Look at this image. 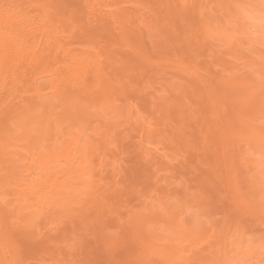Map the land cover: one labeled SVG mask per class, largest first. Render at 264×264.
Returning <instances> with one entry per match:
<instances>
[{
	"label": "bare ground",
	"instance_id": "1",
	"mask_svg": "<svg viewBox=\"0 0 264 264\" xmlns=\"http://www.w3.org/2000/svg\"><path fill=\"white\" fill-rule=\"evenodd\" d=\"M171 1L183 6L186 0ZM197 2L200 16L205 4ZM255 3L264 9V0ZM168 4L169 0H0V264L5 254L8 264H27L28 252L40 264H264V253L248 249L244 233L230 239L233 227L226 226L217 237L197 217L184 211L177 216V207H167L166 201L159 207L151 203L159 193L160 199L171 195L154 181L160 172L169 173L167 165L186 151L205 160L216 154L226 182L237 189L238 171L232 168L230 151L210 142L209 133L222 119L217 113L221 103L241 107L230 114L220 137L229 146L246 138L251 154L258 155L253 162L260 165L259 177H264V131L254 123H264V100L256 102L262 113L251 116L254 122L249 117L255 125H239L241 116L248 114L247 103L264 91V82L248 83L250 76L240 73L244 70L237 78L218 74V82L215 77L206 81L185 57L176 60L180 56L175 59L168 45L175 37L163 43L159 35L167 33ZM232 4L243 24L259 21L257 8H248L244 1ZM223 17H217L220 27L198 21L194 40L200 35L222 39L224 51L239 52L238 59L245 60L241 42L232 53L231 45L234 38L250 40V34L237 30L234 35L224 27ZM143 47L157 52L145 56ZM244 60L242 68L259 64L248 54ZM236 63L231 67L242 69ZM258 67L254 68L262 72ZM166 68L173 73L168 72L170 82ZM181 77L205 84L197 91L204 94L201 101L194 95L200 93L191 94L194 99L188 96V102L195 104L196 98L202 105L197 108L200 115L197 104L189 102L190 107L183 103L185 97L178 99L180 92L174 93L183 84ZM236 79L241 81L233 82ZM153 84L159 88L153 90ZM166 90L170 96H165ZM202 120L212 123L202 126ZM160 160L166 167L156 166ZM154 166L157 175L151 170ZM211 175L214 178L215 172ZM252 187L251 201L260 210L264 181L258 186L252 182ZM236 201L233 205L229 200V207L238 209V215L250 213L245 200ZM121 247L130 252L118 263L114 252Z\"/></svg>",
	"mask_w": 264,
	"mask_h": 264
},
{
	"label": "rangeland",
	"instance_id": "2",
	"mask_svg": "<svg viewBox=\"0 0 264 264\" xmlns=\"http://www.w3.org/2000/svg\"><path fill=\"white\" fill-rule=\"evenodd\" d=\"M197 1H199V0H186L183 3V6L182 5L180 6L179 4L175 5V3H174V5L171 4V3H173V1L169 0V4L166 6V9H168V14L166 16V19H167L166 20V27L168 28L166 30L167 33L166 34L161 33L162 34L161 35L158 32V34L160 35V39L163 41V43H166V42L168 43L169 38L171 36L175 37L174 43H172V44L168 43V45L170 47H172V51H171L172 56L175 59L180 56L179 59H176V60H180V61L183 57H185V58H183V60L186 63L190 64V66H192L196 70V73L200 74L201 77L203 78V80L205 79L206 81H209L212 79L214 81V77H215V79L217 77L218 78L220 77V75L218 76V74H221V76L226 75L228 77L231 76V77L237 78L238 75L241 76V74L243 73V77H245V75H248L250 77L256 76V78L254 77L252 79L247 76L248 80L246 79L247 77L244 78V80L246 79L248 81V83H249V80H250V82H255V83L257 82V85H258V81H259V85H260V82H262V81L264 82V76L261 77V75H263L262 72H264V70H262L264 68V66L262 65V64H264V62H263L264 61V55H263L264 54V45H263L264 41H263V43H262V41L260 43V39L264 38V20H263L264 17H262V19H260V17H259V15L260 16L264 15V9L260 5L255 3V0H236L238 2L239 1H241V2L244 1V3L246 2V5L248 8H253V7L257 8V11H255V13L258 15V16L257 15L256 16H257V18H259V21L262 23V25H261L260 22L257 20L254 24H248V22L246 24L245 23L243 24V22L238 20L237 16H235L236 13L234 11V6H232L233 1H235V0H221V2H218L216 0H204L205 5L202 7L203 10L201 9L202 13L200 16L196 13V8H197V3H198ZM214 1H216V2L214 3ZM219 3H220V5H219ZM258 8H260V9L258 10ZM225 14L227 17H223V15H225ZM207 16L209 18H206ZM218 16H219V19L221 17H223L224 27L231 29L233 31L234 35L237 34L236 33L237 30L238 31L240 30L241 32L244 31V32L249 33L251 36V39H250L251 41L250 40L242 41V40H238V39L234 38L232 41V45H231V47L233 46L234 49H233V47H232V49L230 48L231 49L230 52L231 53H232V51L234 52L235 47L237 48V45L240 46L242 44V46H240L241 48H243L242 52L244 53V50L246 49L245 51L247 52L249 59H256L257 63H259V64H260V62H262L261 66H260L261 68L258 67V65H259L258 64V65H253V67L251 69L252 64L248 63L250 66V68H249V66L247 65V62H244L243 66L247 65L248 67H245V68H247L248 70L247 69L245 70L244 67H243L244 68L243 69L241 66L243 63L242 61L244 59L241 60L242 57L238 59V57H240V56H238L236 54L239 52H237L235 55L232 53L234 55L233 56L232 54H228V52L224 51V48L226 46H225L224 41L222 39H211V38H209V39H207L208 40L207 41L206 37L204 35H200L197 39L194 40V36H192L194 34L193 30H194V27L198 24V21L203 20L204 22L209 23L210 25H212L214 27H216V26L220 27V23H219L220 20L218 22V18H217ZM198 18H199V20H198ZM261 20H263V21H261ZM257 23H259L260 25ZM254 25H256V26L259 25L260 27H256ZM196 27H198V26H196ZM209 40H210V42H209ZM207 42H209V43H207ZM239 42H241L240 45H239ZM217 45H218V48H217ZM150 48H152V47H143L142 48V52H144L145 56H147V54L149 55L151 53L154 54L155 52H157V49H155L153 51H149L148 49H150ZM212 48H213L214 52L212 51ZM239 49H238V51H239ZM244 54H246V53H244ZM244 54H242V56ZM247 54L244 55L245 60H246ZM235 56L237 59H235ZM244 56H243V58H244ZM236 62L237 63L239 62L238 64H240L242 62L241 65H239V67H238V68H242V69L237 71V67H234V68L231 67ZM188 64H187V66H188ZM255 66H256V68L258 67L259 69H261L262 72H259L260 70L257 71L256 68H254ZM167 67H169V66H167ZM231 68H232L233 72H232ZM242 70H244V71H242ZM171 71L172 70H169V69H167V71H165L167 73L165 75V78L169 82L172 81L169 78H172V76H173L172 75L173 73L172 74L170 73ZM240 71H242V72H240ZM249 71H252V72H249ZM168 72L172 76L169 75ZM254 72H256V73H254ZM256 74H259V75H256ZM243 77H242V79H243ZM178 80L181 84L182 83L183 84L180 86V88L178 86L174 90V93L177 94L178 92H180L178 94L181 97L178 98L179 97L178 96L177 98L180 99V101L187 100V101H183V103L188 102V100H189L188 96L191 97V99L192 98L194 99L195 96L193 97L191 94H194L197 91H200L199 88L202 87V86H198L201 84H200V81L196 80V79L192 80V79H187V78L185 79V78L181 77ZM216 81H217V79H216ZM240 81H239V79L238 80L236 79L235 81L233 80V82H240ZM179 82H178V85H180ZM191 82L194 83V85L190 84ZM155 85L156 84H153V86H152L153 90L156 88H159L158 84H157V87H155ZM192 85L198 86V87L193 88ZM204 85H203V87H204ZM190 86H192V87H190ZM260 86H262V85H260ZM203 89H201V90L204 92ZM163 91H164V89H163ZM185 91H186V93L190 92V93H188L190 95L187 94L186 95L187 97L185 95L182 96L181 93L185 94ZM170 93H171V91L170 92L167 91L165 93L166 94L165 96H167V95L170 96ZM197 93H200V92H197ZM200 94L199 95L194 94V95L200 96ZM201 95L202 96H200V97L196 96V98L199 101H201L202 98H204L203 97L204 94L202 93ZM175 96H177V95H175ZM255 96H253L252 102L247 103V105H249L248 108H244L246 111L248 110V114L246 113L247 116L244 115L245 117L241 116V120L239 122V125L242 122L248 126L250 125L251 127H252V125L256 124V126L258 125V127H257L258 129L256 128L257 130L262 129L264 131V128H263L264 123L261 122V119L257 118L258 120L255 119V122L251 119L252 115H253L252 117L255 118L256 115L261 114L262 113L261 111H263V110H260V108L262 106H261V104L260 105L258 104L259 103L258 101L264 100L263 99L264 98V91L262 90L260 93L255 94ZM184 97H185V99H183ZM261 97H262V99H261ZM173 98H175V97H173ZM186 98H188V99H186ZM196 98H195V104H197ZM181 99H183V100H181ZM189 102H191V100ZM189 102L186 103V104H188V106L195 105L192 102L191 103L193 105L192 104L189 105ZM256 102H258V103H256ZM174 103H175V101H174ZM174 103L172 102L171 106L174 107L175 106ZM199 105L202 106L200 103H199ZM199 105L197 104L196 107L194 106L196 108V109L194 108L196 110L195 112H197V113L199 112L198 115H200V108L198 109L199 111L197 110V108L200 107ZM257 105H259L257 107L258 109L256 108ZM230 106L231 107L226 108L225 105L223 103H221V106L218 107L217 113H218V115L219 114L222 115V119L218 118L217 127L213 126V130L210 126L209 130H212V132L209 133V135L211 136V138H210L211 143L215 144L216 142H218V143H216V144H219L217 147L218 149L223 148L224 151H227V150L230 151V152L228 151L229 153L228 152H226V153H228L230 158L233 159L230 161L233 163L232 168H234L236 172L238 171V176L236 177V179H237V182H239V184H236V185H238L237 189L234 190L232 187H230V183L226 182V180H227L226 175L227 174L224 171V169L220 168V163L218 162L217 157H215V156H217L216 154H212V159H210V157H207L209 159L205 160V158H203L204 156H201L202 159L201 158L198 159V158H196V156L194 154H191L190 152L186 151L184 154H181V156L175 157V159L172 160L167 165V167L169 169V173L160 172L158 174L159 169L161 167L162 168L166 167V164L162 165L161 163H159V162H161V160L158 162H155V163H159V164H156V166L159 169L156 166L151 168V170L153 171L154 174H156V175L158 174V177L155 179L154 182L157 185L166 186V190L171 192V195L164 198V199H160V197H162V193H159L157 196H155V199L151 200V203H154V205L159 207V204L162 200L166 201L167 207L168 206L177 207V210H178V212L176 213L177 216L179 215V213L184 211L187 213V215H189L188 217H191V216L197 217L198 221L201 224H205L206 230L210 234L213 233L217 237L221 236V234L224 231V229L226 228V226H228V227L231 226L233 228L231 229L230 239H232L234 237L240 238V236L244 233V238L246 241L245 244L248 246V249L253 247L254 249H258L259 252L264 253V215H263L264 214V206H262V208H260V210H261L260 211L258 206L253 203L254 201L253 202L251 201L252 198L250 196V192L254 188V187H252V182H253V185L255 184L258 186L260 182L264 181V177H263V181H262L261 177H259L260 176V172H259L260 165H258V166L254 165V162H253V157L256 158V156H258V155H252L253 151L252 150L250 151L251 145L249 142H247L246 138H245V140H239L238 142L234 141L233 144L231 142V146H229V144L227 145L224 138L220 137L221 134L225 133L224 127L228 123H230V121H231V117H230L231 115L230 114H233V112H235L236 110H239L241 107V106L237 107V106H235V104H232V105L230 104ZM253 108H254V112L256 114L254 112H252ZM257 113H259V114H257ZM194 114L195 113L193 112L192 115H194ZM198 115H196L197 117H194L193 120L196 121L198 118ZM249 117L252 120V122H254L255 124H253L250 121ZM199 120H201V119H199ZM207 121L202 120V121H200V124L202 123L201 124L202 126L203 125L208 126L209 122L212 123L211 120L210 121L207 120ZM200 129H202V127ZM220 129L222 130L221 133H220ZM245 137H247V136H245ZM246 144H248V145H246ZM227 146H228V148L232 147V150L233 149L234 150L232 151L231 149H228ZM251 158H252V160H251ZM226 163H228V162H226ZM255 166H257V167H255ZM239 169H241V170H239ZM212 172H215L214 178L211 175ZM138 188H140V187H138ZM245 194H246V196H244ZM262 198L264 199V197H262ZM236 199H238L240 201L245 200L244 206H248V210H250V213H246L245 215L241 216V215L237 214V212L239 211L238 209H236L235 207L233 208L232 205H230L231 207H229V204H230L229 200L233 203V205H236L235 202L236 203L238 202V201H236ZM241 206L243 207V202H242ZM252 208H254V209L252 210ZM236 210H237V212H236ZM250 214H251V216H250ZM108 216L110 217V215H108ZM258 218H259V220H257ZM105 220H107V218ZM52 232L50 231L49 234ZM50 235L51 236H57V235H55V232H53V234H50ZM206 243L207 242H205L204 245ZM27 251H29V250H27ZM129 252H130L129 249H125V248L121 247L116 252H114V259H116L117 261L119 260L118 263L119 262L122 263L124 261L125 257L128 256ZM23 253L26 254V251ZM28 253L30 256V258L27 259L29 264H40L38 262V260H36V258H34L33 256L30 255L31 252H28ZM204 254H206V251H199V255H204ZM4 258L6 261H3V264H8L9 257L5 254ZM30 259H32V260H30ZM253 261H257V260H253ZM46 264H54V263L46 262Z\"/></svg>",
	"mask_w": 264,
	"mask_h": 264
}]
</instances>
